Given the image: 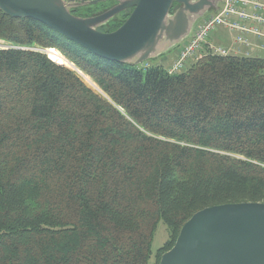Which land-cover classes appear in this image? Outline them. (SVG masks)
I'll return each instance as SVG.
<instances>
[{"label": "trees", "instance_id": "1", "mask_svg": "<svg viewBox=\"0 0 264 264\" xmlns=\"http://www.w3.org/2000/svg\"><path fill=\"white\" fill-rule=\"evenodd\" d=\"M0 43V264H149L162 222L159 264L195 213L264 203V59L169 74L1 10Z\"/></svg>", "mask_w": 264, "mask_h": 264}, {"label": "water", "instance_id": "2", "mask_svg": "<svg viewBox=\"0 0 264 264\" xmlns=\"http://www.w3.org/2000/svg\"><path fill=\"white\" fill-rule=\"evenodd\" d=\"M93 17H76L73 8L107 1L0 0V10L29 18L103 59L137 66L186 39L193 24L220 0H114ZM174 4L180 8L170 14ZM132 9L115 31L97 27ZM159 264H264V203H236L195 213L181 228L174 246Z\"/></svg>", "mask_w": 264, "mask_h": 264}, {"label": "built area", "instance_id": "3", "mask_svg": "<svg viewBox=\"0 0 264 264\" xmlns=\"http://www.w3.org/2000/svg\"><path fill=\"white\" fill-rule=\"evenodd\" d=\"M75 1L95 2L100 0ZM216 28H222L233 34L234 45L248 46L246 39L248 35L264 39V0H220L215 14L196 28L189 41L181 48L172 67L167 70L168 73L176 74L181 72L185 67L186 61L196 53L204 52L201 58L208 54L230 55L226 48L209 42L211 34Z\"/></svg>", "mask_w": 264, "mask_h": 264}, {"label": "rangeland", "instance_id": "4", "mask_svg": "<svg viewBox=\"0 0 264 264\" xmlns=\"http://www.w3.org/2000/svg\"><path fill=\"white\" fill-rule=\"evenodd\" d=\"M111 4L112 3H108V4H104V5H100L99 4L98 6L91 7V8H89V7L73 8V10H75V13L72 14V15H74L76 17H81V18L97 16V15L105 12L106 10L110 9L111 7H113L115 5V4H112V5ZM178 8H180L179 4H175L174 7L171 9L170 14L171 15L174 14L175 11H177ZM71 10H70V12H71ZM131 12H132V9L129 8V9H126V10L116 14L108 22H106L103 25L97 27V31L102 32V33H107V31H109L111 28H113L114 26L118 25L119 23H122V22L124 23L129 16L127 18H125V17L128 14L130 15ZM215 12H216L215 9H210L201 18H199L193 24L189 36L186 39H184L181 43L177 44L176 46H174L173 48L167 50L164 53L162 52V53H160L158 55L153 56L152 58H150V59H148L146 61H143L142 63L138 64L137 66L138 67H147L148 65L155 66V65H159V63H162L163 64L162 67H164L165 69H168V67L171 68L173 63L177 59L181 48L189 41L191 35L196 30V28L199 25H202L203 22L206 21L207 19H209L213 14H215ZM221 34H222V37H224L223 38V40H224L227 37V33L222 28H216L215 31L211 34V38L209 39V42L212 43L213 45L221 46V45L217 44V40H216V38H218ZM212 36H214V37H212ZM262 41H264V40H262ZM0 44L2 45V47L0 45V48L6 47V46L3 47L2 43H0ZM221 47H223V46H221ZM39 51L43 52L44 54H46L48 56L47 52L42 51V50H39ZM248 51H249V53H248L249 57L264 59V50H259V51H257V50L250 51V50H248ZM172 52H174V58H173V63L171 64V60H172L171 54H172ZM232 53H233L232 51H229V54L232 55ZM203 54H204V52H201L200 54L196 53L193 57L189 58L186 61L185 67H184V69H182V71L186 70L191 64H193L199 58H201V56H203ZM64 66L69 68V69H71V70H73L74 72H76V74L80 77V79L83 81V83L87 87H89L92 91H94L97 94L104 95L102 93V91L96 86V84H94L92 82V80L88 76H86L82 72L78 71L75 68V66L71 65L69 62H68V64L66 63V65H64ZM167 238H168V233H167L166 227H165V225L162 222H159V224L157 226V229L155 231L153 240H152V244H151L152 257H151V260H150L149 264H155L154 254L159 248H161L163 246V244L167 241Z\"/></svg>", "mask_w": 264, "mask_h": 264}, {"label": "crops", "instance_id": "5", "mask_svg": "<svg viewBox=\"0 0 264 264\" xmlns=\"http://www.w3.org/2000/svg\"><path fill=\"white\" fill-rule=\"evenodd\" d=\"M224 31L227 33V37L223 40L224 37H222V34H221L218 38H216L217 44L223 46L228 51H232L233 52L232 55L249 57L248 56V53H249L248 50H250V51H254V50H257V51L264 50V41H262V40H264L263 38H256V37H253L251 35H248L246 37L247 42L249 44L248 46L238 45V44L234 45L233 44L234 35L231 34V33H229L227 30H224ZM212 37H214V36H212ZM172 54H171V56H172L171 64L173 63L174 52H172ZM159 65L162 66L163 64L162 63H159Z\"/></svg>", "mask_w": 264, "mask_h": 264}, {"label": "bare ground", "instance_id": "6", "mask_svg": "<svg viewBox=\"0 0 264 264\" xmlns=\"http://www.w3.org/2000/svg\"><path fill=\"white\" fill-rule=\"evenodd\" d=\"M1 47H2V46H1ZM3 47H4V46H3ZM45 52L48 53V57H50V58H52V59H54V60H57V61L63 63V64H59V65L64 66V64H65V65H66V63L68 64V62L65 60V58L62 57L61 54L58 53L56 50H47V51H45ZM52 59H51V60H52ZM57 64H58V63H57ZM82 76H83V75H82ZM90 82H91V81H90Z\"/></svg>", "mask_w": 264, "mask_h": 264}, {"label": "flooded vegetation", "instance_id": "7", "mask_svg": "<svg viewBox=\"0 0 264 264\" xmlns=\"http://www.w3.org/2000/svg\"><path fill=\"white\" fill-rule=\"evenodd\" d=\"M114 2H115V1H107V2H106V3H104V4H108V3L115 4ZM104 4H102V3H101L100 5H104ZM112 4H111V5H112ZM98 5H99V4H98ZM98 5H96V6H98ZM96 6H95V7H96Z\"/></svg>", "mask_w": 264, "mask_h": 264}]
</instances>
